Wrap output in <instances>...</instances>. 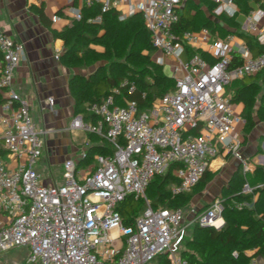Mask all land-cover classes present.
<instances>
[{"label": "built area", "instance_id": "built-area-1", "mask_svg": "<svg viewBox=\"0 0 264 264\" xmlns=\"http://www.w3.org/2000/svg\"><path fill=\"white\" fill-rule=\"evenodd\" d=\"M82 6L101 5V14L92 21L118 10L120 21L140 12L151 33L154 48L163 57L175 58L174 89L141 110L137 101L126 99L119 89L100 102L87 105L92 122L75 115L71 130L94 134L112 148L110 154L96 155L97 165H86L87 149L64 161L63 181L47 183L37 170L45 150V129L37 127L27 100L14 91L0 104V125L4 132L0 145V254L17 247L29 248L30 264H158L165 256L168 264H189L181 252L189 228L222 226L224 199L216 197L202 212L187 208L154 206L147 197L152 180L172 167L178 183L171 198L189 194L221 154L242 163L244 176L250 165L241 153L242 134L235 124H246L236 116L232 95L227 88L234 81L264 71V50L254 55L245 42L229 34L224 40H212L211 32L177 31L182 0H80ZM216 3L214 18L237 17L233 0ZM128 8L123 10L122 5ZM75 20L82 9L70 8ZM242 29L264 46V7L250 11ZM204 46L215 59L210 63L199 53L185 61L181 54L188 47ZM0 88L10 89L15 72L25 59V46L0 30ZM235 55L240 60L235 64ZM60 55L56 56L59 59ZM235 64V65H234ZM136 90L131 84L128 93ZM122 96L124 104L115 95ZM145 98V93L142 94ZM50 105L53 98H48ZM89 146V141L87 142ZM254 188L246 181L242 194ZM143 200L144 210L126 225L118 207L128 197ZM249 202L235 207H250ZM251 261V264H254ZM163 264H166L163 262Z\"/></svg>", "mask_w": 264, "mask_h": 264}, {"label": "trees", "instance_id": "trees-1", "mask_svg": "<svg viewBox=\"0 0 264 264\" xmlns=\"http://www.w3.org/2000/svg\"><path fill=\"white\" fill-rule=\"evenodd\" d=\"M199 1L201 5L207 6L211 15L216 3L211 0ZM233 1L238 5L240 13L245 15L251 11V3L264 5V0ZM33 9L53 37L64 42L61 59L67 66L80 69L93 67L88 75L76 74L69 82L76 115L81 114L86 120L96 121V117L88 113L87 105L102 101L114 94L115 89H119L126 99L137 101L143 111L151 109L157 99L174 89L175 78L167 75L163 66L153 60L151 54L156 49L142 13L138 12L127 20L120 21L119 11L112 10L102 16L101 23H95L92 20L101 14V5H84L81 20H74L70 26L57 30L53 28L52 21L43 7ZM240 27L237 17L226 15L217 18L212 15L207 17L200 6L186 3L181 10L177 31L199 32L202 28H207L217 39L234 33L252 48L254 55L261 53L264 46L260 45L253 35L241 31ZM189 50L201 54L210 63L215 61L201 49ZM234 59L235 64L240 63L237 55ZM131 84L136 87L132 94L128 93ZM2 90L4 89L0 88V104L6 101ZM227 92L232 94L233 103L242 104L244 107L242 117L246 121L244 126L246 134L254 129L256 114L260 121H264V71L234 81L227 88ZM143 93L145 98L142 97ZM115 98L124 104L122 96L116 94ZM87 135L88 156L112 152V148L105 140L94 134ZM173 169L174 167L165 175L156 176L152 180L147 197L154 206L167 204L170 208H187L192 193L203 190L211 180V173L208 170L191 193L171 198V188L178 183L172 173ZM248 173L244 176L241 170L236 171L228 184L222 188L224 225L221 228L193 224L191 236L189 239H186V236L181 252L189 264H251L253 258H264V168L256 167L253 176ZM249 175L254 185L250 184ZM246 181L254 188L252 194L244 195L241 192ZM244 202L252 205L243 206L241 209L235 207V204ZM144 207L142 200L128 196L118 210L124 218V223L131 225ZM165 258L161 256L157 263L168 264Z\"/></svg>", "mask_w": 264, "mask_h": 264}, {"label": "crops", "instance_id": "crops-1", "mask_svg": "<svg viewBox=\"0 0 264 264\" xmlns=\"http://www.w3.org/2000/svg\"><path fill=\"white\" fill-rule=\"evenodd\" d=\"M186 3L200 6L207 17L211 16L207 6L205 4L201 5L199 0H182V8ZM251 5V11L264 7V5L261 6L257 3H251ZM34 7H43L46 15L52 21L53 28L62 30L70 26L75 20L70 13V8L79 7L82 9L83 6L80 0H0V30L13 39L22 42L25 46V59L21 61L15 72L13 86L10 89L2 90V94L7 100L9 92L14 91L27 100L31 117L37 127L48 131L44 138L45 150L36 167L47 183H61L63 181L64 161L76 156L81 149H79V146L84 138V133L71 130V123L76 113L69 82L72 76L76 74L88 75L92 72V69L72 68L64 63L61 59L64 52V42L53 37L51 31L41 23L39 16L34 12ZM127 8V4L122 5L123 10ZM245 18V14L240 13L237 15V21L240 22V25L245 21ZM240 30L244 31L242 26ZM232 34L237 40L243 41L236 34ZM226 37L217 39L211 33L212 40H224ZM189 49H201L208 53L204 46L188 47L185 52L186 59L193 54ZM58 54L60 58L56 59ZM160 58H162V54L158 52L153 60L157 62ZM163 60L173 73L171 77L175 78L183 74L182 71L174 74L171 70V67L176 66V64H173V62H177L175 58L163 57ZM48 98L54 99L53 105L49 104ZM243 110L244 107L241 104V115ZM3 132L4 129L0 125V145L2 144ZM72 134L80 138L77 143L72 140ZM242 134L241 153L250 165L248 174L253 176L256 167L264 168V161L261 160L264 159V121H260L256 114L254 129L246 134L243 127ZM238 170H241L242 173V163L239 160L231 155L221 154L214 160L213 166L209 169L210 172L218 171L225 175L224 180L221 179L219 182V191L214 190L212 196L208 195L196 199L193 204H191V200V205L189 204L190 206L188 205L187 208L195 209L197 208L196 204H200L199 200L205 199L207 202L210 197L214 200L216 197L221 196L222 188L228 184L230 178ZM211 202L206 204V207ZM191 206L192 208H190ZM221 220L218 224L221 223L220 226H223L224 219ZM24 250L26 251L27 261L29 248L24 247ZM252 261L255 262L254 264H264L263 257L253 258Z\"/></svg>", "mask_w": 264, "mask_h": 264}, {"label": "rangeland", "instance_id": "rangeland-1", "mask_svg": "<svg viewBox=\"0 0 264 264\" xmlns=\"http://www.w3.org/2000/svg\"><path fill=\"white\" fill-rule=\"evenodd\" d=\"M135 3L138 2V0H133ZM159 51L158 50H154L152 52V57H155L157 55ZM181 60H186V54L184 53V55L181 56ZM104 64H107L106 61H103ZM178 62H173V64H177ZM172 64V63H171ZM163 68H164V71L167 75L169 76H172V72L170 71V67L164 63L163 65ZM88 70H91L93 69L92 66H90L89 68H87ZM233 110H234V114L238 117L241 116V104H237V103H233ZM242 130H243V125L242 124H235V132L236 133H241L242 134ZM87 137L88 135L87 134H84V138H83V141H81V144L79 146V149H87L88 148V145H87ZM71 138L72 140H74L76 143L79 141L80 138H77L75 137L74 134L71 135ZM242 140H243V134H242ZM81 149L78 151L80 152ZM95 156L96 155H90L88 156V162L86 163H83V166L81 167L83 170L85 169L86 165H89V164H95L97 165V161L95 159ZM262 161H264V159H261ZM89 163V164H88ZM211 173V180L208 182V184L206 185V187L201 190L200 192H193L192 193V197H191V200H192V203L193 204L196 199H201V198H204L206 196H212L213 194V191H219V182L221 179L224 180L225 178V175H222V172H210ZM249 182L251 185H254V181L252 180V177L249 175ZM213 199L210 197L207 202L205 199H202V200H199L200 201V204H196L197 208H195L198 212L199 211H203L205 208H206V204H209V202H211ZM143 201V200H142ZM144 202V201H143ZM190 204V205H191ZM145 205V203H144ZM189 205V206H190ZM145 208V207H144ZM192 208V206L190 207ZM189 208H187V212L186 214L188 216L189 215ZM195 224V223H194ZM192 227L193 225L190 226L189 228V231H188V234H187V238L186 239H189L190 236H191V232H192ZM0 264H30V263H27L26 261V251L24 250V247H17V248H14V249H11L7 252H4L2 254H0Z\"/></svg>", "mask_w": 264, "mask_h": 264}, {"label": "bare ground", "instance_id": "bare-ground-1", "mask_svg": "<svg viewBox=\"0 0 264 264\" xmlns=\"http://www.w3.org/2000/svg\"><path fill=\"white\" fill-rule=\"evenodd\" d=\"M219 221H222V220H218V221L216 222V224H217V225H220V224H221V223H220V224H218V222H219Z\"/></svg>", "mask_w": 264, "mask_h": 264}]
</instances>
